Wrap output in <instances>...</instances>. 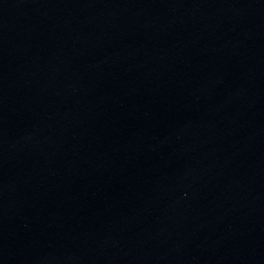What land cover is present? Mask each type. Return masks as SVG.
<instances>
[{
  "label": "water",
  "instance_id": "water-1",
  "mask_svg": "<svg viewBox=\"0 0 264 264\" xmlns=\"http://www.w3.org/2000/svg\"><path fill=\"white\" fill-rule=\"evenodd\" d=\"M0 264H264V0H0Z\"/></svg>",
  "mask_w": 264,
  "mask_h": 264
}]
</instances>
